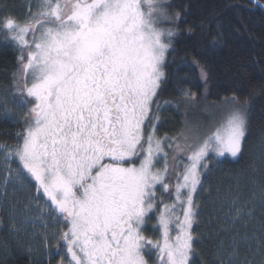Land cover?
Masks as SVG:
<instances>
[{
    "label": "snow or ice",
    "instance_id": "snow-or-ice-1",
    "mask_svg": "<svg viewBox=\"0 0 264 264\" xmlns=\"http://www.w3.org/2000/svg\"><path fill=\"white\" fill-rule=\"evenodd\" d=\"M36 7L26 23L8 18L0 25L20 46L23 73L31 77L26 102L33 106L17 133L20 143L0 145L5 161L22 166L15 179L26 171L63 216L69 264H149L153 251L160 264H191L193 193L208 160L241 153L248 101L231 98L227 119L190 149L176 177L175 201L163 203L157 185L169 191L168 166L156 164L161 154L166 161L164 140L154 126L145 138L144 125L155 118L153 98L175 35L163 22L175 24L179 12L168 0H74L70 6L39 0ZM154 210L161 230L155 241L143 234Z\"/></svg>",
    "mask_w": 264,
    "mask_h": 264
},
{
    "label": "trees",
    "instance_id": "trees-1",
    "mask_svg": "<svg viewBox=\"0 0 264 264\" xmlns=\"http://www.w3.org/2000/svg\"><path fill=\"white\" fill-rule=\"evenodd\" d=\"M25 1L0 0V8L7 18L22 21L27 15ZM259 1L264 4V0ZM168 2L173 12H179V19L175 24L163 22V27L174 28L175 35L165 57V75L153 102L156 137L176 139L181 135L189 114L186 103L193 97L197 98L196 102L205 99L216 104L233 96L241 104L248 101V126L241 153L236 158L210 159L208 169L201 171V182L193 198L191 264H261L264 259L260 251L264 246V10L249 0ZM7 36L5 31H0V104H7L8 108L12 99L18 105L25 104L22 97L26 82L20 80V47ZM16 106H11L10 114L0 112V145L14 147L20 143L17 133L26 126L28 110L19 111ZM9 165L22 168L18 160L5 161L0 148V264L59 263L62 261L60 233L66 222L63 226L55 221L58 224L55 233L48 234L44 227L32 229L23 202L27 203L26 197L39 200L37 191L34 194L29 191L34 190L29 185L35 182L25 171V188L21 189L13 180L6 181ZM157 193L158 198L162 195L163 202L173 197L172 192L162 193L160 188ZM158 214L154 210L149 216L146 235L157 226Z\"/></svg>",
    "mask_w": 264,
    "mask_h": 264
},
{
    "label": "rangeland",
    "instance_id": "rangeland-1",
    "mask_svg": "<svg viewBox=\"0 0 264 264\" xmlns=\"http://www.w3.org/2000/svg\"><path fill=\"white\" fill-rule=\"evenodd\" d=\"M25 2H26V6H27V15L22 21L16 20L17 22H19L21 24L27 22L29 10H31V12H36L38 10L36 5L39 3V0H26ZM61 2L66 3L70 6V4L72 2H74V0H61ZM29 6H31V9H29ZM68 10H69V8L66 7L65 11H68ZM6 19H8V18L4 15L2 9L0 8V25H2V23ZM7 34H8V36L11 35L10 33H7ZM28 39H29V41L31 40V35H29ZM0 41H1V37H0ZM15 45H17V44H15ZM17 46H19V45H17ZM27 51H28V49L25 48L23 50V54L26 55ZM20 55H21V52H20ZM23 63H26V60L21 62L20 80H24L27 83V86H30L31 85V77L25 76V74L23 73ZM162 80H163V78H162ZM23 99H25V100L23 101ZM31 100H32V98L27 96V89L25 88V96L22 97V101L25 104L18 105L12 99L8 102L10 105V106H8V108L6 107L7 104L3 103L5 106L0 104V112L4 111V112H6V113L8 112L10 114L11 111L13 112V107H11L13 105L14 106L17 105L16 107L18 108L17 110H19V111L22 108H26L29 112V109H31L33 104L28 103L26 101H31ZM154 100H155V97L153 98V102H154ZM196 100H197V98L193 97V100H190L189 102L186 103L187 104L186 111L189 114L187 115V118H186V120H187L186 121L187 122L186 127L183 130V132L181 133V135L178 136L176 139L158 138V139L164 140V152L167 153V157H166V161H165V159L163 158V154H161L160 158H158L156 167L157 168H163L165 166V163H167V166H168L167 181L170 184L168 192H172V195H173L172 199L163 202L166 204H172L175 201L174 185L176 184V177H177L178 172H181L183 170L182 164L187 163V155H190V149L195 147L197 144L201 143L204 139H206L209 135H211L216 130V128L219 127L227 119V117H228V115L232 109V105H231L229 99L226 100L225 102H223L222 104L210 103L209 101H207L205 99H201L197 102H196ZM3 107H5V108L3 109ZM189 110L191 113L189 112ZM16 116H18V114ZM150 116L153 117V104H152ZM205 119H209V120L207 121ZM205 122L206 123L208 122V125L204 126ZM153 126L155 129V135H156V119L154 120V118H153V119L145 122V125H144L145 138L147 137L148 133L153 130ZM168 144H171L172 146L168 147ZM177 145H180V147L184 149V152L179 151L177 149ZM145 147H147V145ZM18 167H20V166H14L13 167V165H12V166H10V169L7 168L6 181H12L13 180L18 184V187L23 189V188H25L24 179L23 180L15 179V171L14 170L17 169ZM27 177L30 178L31 176L27 173ZM200 177H201V174H200ZM32 180L35 182L34 179H32ZM29 186L34 188V190H29L31 193L34 194L36 192V182L34 184H30ZM198 186H199V184L197 185V188H198ZM158 188L161 189V186L157 185V189ZM195 193L196 192L193 193V198H194ZM35 195L38 196V198H39L38 201L34 200L33 198L27 199V197H26L27 203L25 200L23 202L24 203L23 209L25 208L24 210L27 212V213H25V217H28L30 219V224L33 226L32 229H34L36 227H41V228L44 227V230H46V232L49 234L50 232H52V233L56 232L55 229L57 228L58 224H55V221L57 223H59V225H61V223H62L63 226H65V221H64L63 216L56 210L55 205L52 204V202L43 194V192L42 191L36 192ZM157 196H158V193H157ZM159 198H161V197H159ZM162 207H163V204L161 205L160 208L162 209ZM194 211H195V209H194ZM176 213L178 215H180V219L182 220L183 215H182V210H181L179 205H177ZM151 214L152 213H150L149 216ZM158 217H159V214H158ZM158 217H157V223H156L157 226L153 227V229L150 230V233H151L150 235H146V233H145L146 228H147L148 219H147L145 225L143 226V234L145 235L146 238L152 239L153 241L161 239V230L159 228ZM192 228H193V223H192ZM192 228H191V232H192V236H193ZM53 229H54V232H53ZM67 230H68V225L66 223V227L64 230H62V232L60 233L61 234L60 236H62V234L64 232H66ZM176 234H177V230L175 228V224H173L171 226V236L174 238ZM51 236H52V234L49 235V237H51ZM59 243H61L60 248H61V253H62V261H60L59 263H56V264H69L71 257L67 253L66 244L61 238H60ZM62 244H65V245L62 246ZM146 258L149 259V264H160L158 255L155 253V251H153Z\"/></svg>",
    "mask_w": 264,
    "mask_h": 264
},
{
    "label": "water",
    "instance_id": "water-1",
    "mask_svg": "<svg viewBox=\"0 0 264 264\" xmlns=\"http://www.w3.org/2000/svg\"><path fill=\"white\" fill-rule=\"evenodd\" d=\"M251 3H253L255 6L260 7L262 10H264V4L260 2L259 0H249Z\"/></svg>",
    "mask_w": 264,
    "mask_h": 264
}]
</instances>
